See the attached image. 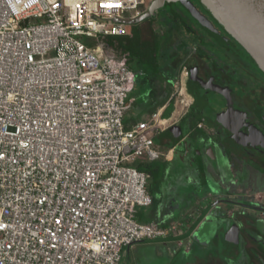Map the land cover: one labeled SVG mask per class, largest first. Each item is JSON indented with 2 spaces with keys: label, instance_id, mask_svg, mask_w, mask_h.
<instances>
[{
  "label": "built area",
  "instance_id": "built-area-1",
  "mask_svg": "<svg viewBox=\"0 0 264 264\" xmlns=\"http://www.w3.org/2000/svg\"><path fill=\"white\" fill-rule=\"evenodd\" d=\"M148 7L0 0V264H122L124 247L167 237L136 219L153 198L134 164L168 157L155 137L170 118L125 125L136 73L106 41Z\"/></svg>",
  "mask_w": 264,
  "mask_h": 264
},
{
  "label": "crops",
  "instance_id": "crops-1",
  "mask_svg": "<svg viewBox=\"0 0 264 264\" xmlns=\"http://www.w3.org/2000/svg\"><path fill=\"white\" fill-rule=\"evenodd\" d=\"M161 23L160 28L163 26L162 30L166 29L159 37L161 54L166 59L163 69L160 70V65L155 69L144 67L140 61L138 63L149 74L148 80L162 101L147 112L143 119H149L158 110L163 111L164 118H170V126L155 137L156 145L164 154L168 151V157L162 156L154 162L138 161L149 165L150 171L145 172L150 175L148 191L153 202L148 207L138 208L136 219L171 230L166 238L158 240L164 241L162 243L145 240L124 247L122 264H231L224 251L226 238L230 234H235L239 241L243 240L245 233L248 236L257 235L264 242V237L260 236L264 233V217L254 211L253 206L258 204L250 195L253 191L264 189V166L252 163V167L243 169L230 154V149H221L217 145L212 149L216 162H210L204 147L211 146L214 138L210 140L198 135L195 138L193 135L196 141L191 142L189 139L190 144L185 142L192 122L189 124L182 119L190 106H179V102L173 100L176 93L168 98L165 96V90L172 87L175 79V91L182 85L183 91L190 95L186 89L185 70L180 72L179 77H175L173 70V63L176 62L173 46L179 27L174 19L172 22L162 20ZM155 79L160 80L157 86L153 83ZM131 93L130 98H133ZM134 104L135 98L124 117L128 127L139 121L129 113ZM180 124L183 131H174ZM150 180L159 183L158 188L154 186L157 196L152 192ZM143 247L156 248L151 255L154 258L147 259L146 263L141 261L142 254L138 251ZM134 249L136 252L132 254ZM178 256L183 260L179 261ZM243 258L247 260V257Z\"/></svg>",
  "mask_w": 264,
  "mask_h": 264
},
{
  "label": "flooded vegetation",
  "instance_id": "flooded-vegetation-1",
  "mask_svg": "<svg viewBox=\"0 0 264 264\" xmlns=\"http://www.w3.org/2000/svg\"><path fill=\"white\" fill-rule=\"evenodd\" d=\"M166 1L156 11L164 9ZM188 4L198 6L199 10L205 13L198 0H184V13L178 8L172 11L176 16L171 15L179 27L173 46L176 59L173 70L175 77H179L180 72L185 70L186 89L192 97L190 108L182 119L186 123H193L184 138L185 142L190 144L196 141L194 140L196 135L210 140L214 138L215 140L210 143L211 146L204 147L210 162H216L215 156H212V149L217 145L221 149H230V154L243 169L252 167V163L262 167L264 166V85L253 77L252 58L236 41L229 39L226 44H222L207 34L196 19L199 26L193 23L191 19L194 17L190 13ZM160 17L166 21L168 14L164 12ZM219 29L222 35L227 36L220 27ZM219 46L223 48V52L230 54L243 51L247 61L240 59L238 55L232 60L220 56L221 54L218 55L215 49ZM192 75L200 80L195 81V86L207 100H203L190 85ZM262 75L264 76V73ZM180 125L174 131L179 133L183 131V126ZM189 139L191 142L188 141ZM250 195L258 204V206L253 204L254 211L264 217V189L253 191ZM208 212L209 209L204 214ZM200 220L202 221V218ZM262 234L260 236L264 237V233ZM242 238V241L236 240L235 234H230L226 238L224 251L230 263L264 264L263 238H258L257 235L248 236L247 233ZM158 240L161 238L154 241L160 242ZM243 257H247V260L245 261Z\"/></svg>",
  "mask_w": 264,
  "mask_h": 264
},
{
  "label": "water",
  "instance_id": "water-1",
  "mask_svg": "<svg viewBox=\"0 0 264 264\" xmlns=\"http://www.w3.org/2000/svg\"><path fill=\"white\" fill-rule=\"evenodd\" d=\"M164 1L153 0L142 15L122 22L134 24L151 18L156 10L164 5ZM198 2L205 13L196 5L188 4V6L194 19L205 32L222 44H226L229 39L236 41L264 73V0H198ZM215 23L227 36L221 34ZM195 81L200 80L192 75L190 85L203 100H207L195 86Z\"/></svg>",
  "mask_w": 264,
  "mask_h": 264
},
{
  "label": "rangeland",
  "instance_id": "rangeland-1",
  "mask_svg": "<svg viewBox=\"0 0 264 264\" xmlns=\"http://www.w3.org/2000/svg\"><path fill=\"white\" fill-rule=\"evenodd\" d=\"M152 1L147 0V6L151 4ZM179 8V10L184 13V0H167L166 4L164 6V9H160L158 11H156V13L154 15L151 16L150 21L153 22L152 25L155 29L154 30H149V26L146 25L147 22L145 24L141 25V35L144 38H153L154 36L157 37V39L159 40L160 34L161 32H166V29L164 28V30H162V27L160 28V26L163 24L162 19L160 17V14H163L164 12L166 14H168V18L167 21L168 22H172V19H174V17H171L172 11L177 10ZM157 14V15H156ZM191 16V15H190ZM194 19V18H193ZM191 19L193 23H196L197 21L194 19ZM196 25H198L196 23ZM199 26V25H198ZM128 28L130 29V26H128ZM202 31V30H201ZM131 29H130V33H131ZM156 32V33H155ZM176 35V33H175ZM130 37V36H128ZM83 43L86 46L89 47H93L94 45L97 44V39L96 38H87L84 37L82 39ZM119 50H115V52H117ZM215 51L218 52V55L221 54L220 56H225L226 58H230L232 59H236L238 55L240 57V59L242 60H246L247 61V56L246 54L239 50V51H235V53L230 54L223 52V48L216 47ZM165 57H163L162 54L159 55L158 57V62L160 63V70L163 69V65L165 64ZM134 72L137 75L136 78V82H135V89L133 90V92L131 93V96L133 98H135V104L132 106V108L130 109L129 113L134 116V118H136L139 121L144 120L143 117L147 112H150V110L155 109L156 106L160 105L162 103V101L159 99V95H158V91L155 89V87L153 86V84L148 80L149 74L147 72H145L143 70V66L141 64H139L138 62H136V60H132V62H130ZM252 72H253V77L255 79H258L263 85H264V76L255 68L252 67ZM176 81V79H175ZM172 85V87L170 89L165 90V93L167 96V98L172 95L173 93H175V85H177V81ZM153 83L155 84V86H157L160 83V80L155 79L153 80ZM178 94H175L173 97L174 99H178ZM179 106H181V104L179 103ZM260 111V110H259ZM159 141L161 140L160 138L158 139ZM150 187H152V192L154 194V196H157L158 193H156V189L158 188V184L156 181L150 180ZM154 186H157V188L154 189ZM156 248H150V249H146V247H143L141 249H139L138 251L141 252L142 257L140 258L141 261L145 262L147 261V259H151L154 258L153 256H151ZM136 252V249L133 250L132 254ZM179 257V256H178ZM183 260V258L179 257V261Z\"/></svg>",
  "mask_w": 264,
  "mask_h": 264
},
{
  "label": "trees",
  "instance_id": "trees-1",
  "mask_svg": "<svg viewBox=\"0 0 264 264\" xmlns=\"http://www.w3.org/2000/svg\"><path fill=\"white\" fill-rule=\"evenodd\" d=\"M146 22H147L146 25L149 26V30L155 31L152 25L153 22L150 21V18H147L137 23L130 24L131 25L130 29L132 31L131 37L106 38V41L110 47L114 48L115 50H122L129 52L128 65L130 66V68H132L130 64L132 60H136V62L140 61L141 64L147 68L152 67L157 69L160 65L158 62V57L161 54L159 40L157 39L156 36H154L153 38H144L141 35V25L145 24ZM252 63L254 67L260 73H262L253 60ZM134 166L142 171H150L149 165L141 162H136Z\"/></svg>",
  "mask_w": 264,
  "mask_h": 264
}]
</instances>
